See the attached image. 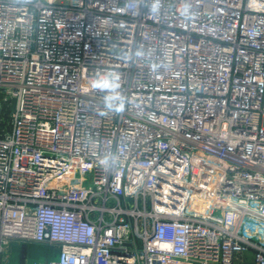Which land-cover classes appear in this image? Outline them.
Listing matches in <instances>:
<instances>
[{
  "label": "built area",
  "instance_id": "obj_1",
  "mask_svg": "<svg viewBox=\"0 0 264 264\" xmlns=\"http://www.w3.org/2000/svg\"><path fill=\"white\" fill-rule=\"evenodd\" d=\"M0 105V264H264V0H0Z\"/></svg>",
  "mask_w": 264,
  "mask_h": 264
},
{
  "label": "rangeland",
  "instance_id": "obj_2",
  "mask_svg": "<svg viewBox=\"0 0 264 264\" xmlns=\"http://www.w3.org/2000/svg\"><path fill=\"white\" fill-rule=\"evenodd\" d=\"M1 122H8L9 116L6 119L3 117H0ZM22 244H13L4 254L3 258L5 259L4 264H20V263H26V264H33L35 261H40L43 259H46V253L48 247H42L38 245H24ZM240 256V255H238ZM237 256V257H238ZM242 261H240V264H246L245 258L240 257ZM3 264V263H2ZM251 264V263H249Z\"/></svg>",
  "mask_w": 264,
  "mask_h": 264
},
{
  "label": "crops",
  "instance_id": "obj_3",
  "mask_svg": "<svg viewBox=\"0 0 264 264\" xmlns=\"http://www.w3.org/2000/svg\"><path fill=\"white\" fill-rule=\"evenodd\" d=\"M38 246L44 247L43 245H38ZM45 247H47V246H45ZM56 252L57 251L54 248L48 247L45 258H53L55 256ZM240 257L245 258L244 260L246 261V264H249V263L253 264L251 253L240 254V256L236 257V263L235 264H240V261H242L240 259ZM242 262L244 263V261H242ZM20 264H26V263H20Z\"/></svg>",
  "mask_w": 264,
  "mask_h": 264
},
{
  "label": "clouds",
  "instance_id": "obj_4",
  "mask_svg": "<svg viewBox=\"0 0 264 264\" xmlns=\"http://www.w3.org/2000/svg\"><path fill=\"white\" fill-rule=\"evenodd\" d=\"M94 87H98L100 89H113L115 87H118V85H115L114 83H112L111 81H109L108 79H103L100 81H97L94 83L93 85ZM111 99V98H110ZM109 107H112L111 104L108 105ZM117 111L122 110V105H118L116 108Z\"/></svg>",
  "mask_w": 264,
  "mask_h": 264
},
{
  "label": "trees",
  "instance_id": "obj_5",
  "mask_svg": "<svg viewBox=\"0 0 264 264\" xmlns=\"http://www.w3.org/2000/svg\"><path fill=\"white\" fill-rule=\"evenodd\" d=\"M9 109L10 108H8V107L0 105V117H3L4 119L7 120L8 116H9V111H10ZM3 124H5V122H1V120H0V127ZM23 247H25V246H23Z\"/></svg>",
  "mask_w": 264,
  "mask_h": 264
}]
</instances>
